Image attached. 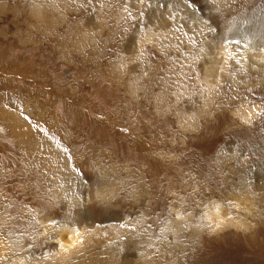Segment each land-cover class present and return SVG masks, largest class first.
Masks as SVG:
<instances>
[{"label": "rangeland", "instance_id": "374dc122", "mask_svg": "<svg viewBox=\"0 0 264 264\" xmlns=\"http://www.w3.org/2000/svg\"><path fill=\"white\" fill-rule=\"evenodd\" d=\"M262 35L264 0H0V264L115 227L94 264H264Z\"/></svg>", "mask_w": 264, "mask_h": 264}, {"label": "bare ground", "instance_id": "6f19581e", "mask_svg": "<svg viewBox=\"0 0 264 264\" xmlns=\"http://www.w3.org/2000/svg\"><path fill=\"white\" fill-rule=\"evenodd\" d=\"M192 14V13H191ZM190 14V15H191ZM195 26H196V24H195ZM99 28V27H98ZM253 32H255V29L254 30H252ZM246 34V33H245ZM243 35H244V33H243ZM175 39H179V31L178 30H176V32L174 33V36H173ZM240 37H242V36H240ZM245 37V36H244ZM243 38V37H242ZM254 40L255 41H262L263 43H264V35H262L261 37H255L254 38ZM254 42V41H253ZM210 44V43H209ZM213 44V43H212ZM255 44H258L257 42H255ZM215 46H217L216 44H215ZM214 46V47H215ZM210 48H211V46H210ZM217 49V48H216ZM264 49V48H263ZM262 49V50H263ZM214 50H215V48H214ZM220 50V49H219ZM227 52V51H226ZM242 53V52H241ZM241 53H239V54H241ZM214 54V53H213ZM212 54V55H213ZM228 54V53H227ZM239 54H237V55H239ZM219 55V54H218ZM263 56H264V54H262V58H260L259 60L260 61H262L264 58H263ZM212 57H214V55L213 56H211V58ZM219 62V63H218ZM223 62H224V60H223ZM210 64V66H208V67H210L209 69H207V67L205 68V73H206V75L208 74V75H211V76H216V71H221V65H222V61H219V59H218V57L216 58V57H214V58H212L210 61H209V63H208V65ZM226 64V63H225ZM222 70H224V69H222ZM226 71H228V70H226ZM223 72H225V71H223ZM36 141H39V140H37L36 139ZM36 141H32V143L34 144V145H30V143H29V146L30 147H35L36 145H37V143H39V142H41V141H39V142H36ZM46 141V140H45ZM49 144V143H48ZM38 146V145H37ZM47 146H49V145H46V147ZM38 147H40V143H39V146ZM48 148V147H47ZM42 149V148H41ZM47 150V149H46ZM54 151V152H53ZM52 152L53 153H51V155L50 156H52L51 157V160H54V162H55V159L56 158H58L59 156H58V151L56 152L55 150H53ZM44 152V151H43ZM48 152V151H47ZM46 152V153H47ZM56 153V154H55ZM50 153H48L47 154V157H48V155H49ZM60 154V153H59ZM43 155H44V153H43ZM61 155V154H60ZM45 158V157H44ZM48 159V158H47ZM52 162V161H51ZM50 162V163H51ZM50 166H52V165H50ZM52 168H53V170H54V172H56V173H59V171H60V169L59 168H57V167H54V166H52ZM52 170V171H53ZM64 170H67V168H66V166H64V168H63V170H62V172H65ZM56 175V174H55ZM103 188V187H102ZM113 189H115V188H113ZM104 190V189H103ZM101 191L102 190H99V198L100 199H102V200H104V201H106L108 198H111V196H113L114 195V193H115V191L114 190H111L110 188H106L105 190H104V193L103 194H101ZM130 226V225H129ZM105 229V228H104ZM113 229V231L109 228V229H107L108 230V236H105V234L103 233L104 232V230L103 229H98V230H96V231H94L93 233H89L88 234V236H85L84 238H83V246L81 245V246H78V247H76L74 250H73V252L71 253V256L75 259V264H94L96 261H97V259H94L95 258V255L94 254H92V253H90L89 255H86L87 254V249H91L92 247L90 246V240L91 239H94L95 240V242H100V245H101V247H102V253H104L105 252V249L106 248H108V252L106 253V255H107V257H104L103 259L104 260H106L107 259V262L109 263L110 261H113V260H115L121 253H120V251L119 250H117V246L115 245V243H114V245L113 244H111L110 242H108L107 241V239L109 238V236L112 234V235H120L121 236V234L120 233H122L119 229H118V227H115V228H112ZM118 229V230H117ZM121 230H122V228H120ZM124 230V232H125V229H123ZM120 231V232H119ZM127 231V230H126ZM130 231V230H129ZM127 233V232H126ZM128 234V233H127ZM137 238V237H136ZM131 239H133V238H131ZM127 240H129V238L127 239ZM112 241H115V240H112ZM131 242V241H130ZM152 242V241H151ZM16 243V242H15ZM15 243H11L9 246H8V251L6 252V253H8L7 254V256H11V255H15L16 253H17V250H18V248H20V247H18ZM138 243V242H137ZM136 243V244H137ZM18 244H21L20 242L18 243ZM135 244V243H134ZM151 244V243H150ZM159 244V243H158ZM117 245H119V244H117ZM133 245V244H132ZM141 245V244H140ZM122 246V245H121ZM155 246H157V244L155 245ZM94 247V246H93ZM120 247V246H119ZM135 247V246H134ZM159 247V246H158ZM121 248H123V246L121 247ZM141 248V247H140ZM160 248H161V246H160ZM7 249V248H6ZM139 249V248H138ZM166 249V248H165ZM150 250H152V249H150ZM150 250L148 249V250H146V249H144V247H143V249L141 248L140 250H139V262L141 263V264H153V260L154 259H152L153 257H151L150 256ZM155 251V250H154ZM157 251V250H156ZM158 251H160L159 249H158ZM158 251H157V253H158ZM163 251V250H162ZM161 251V252H162ZM167 251H169V250H167ZM167 251H166V254H168L167 253ZM122 252V251H121ZM153 252V251H152ZM161 252H159V254H161ZM164 252V251H163ZM5 253V254H6ZM171 254H172V252H171ZM162 255V257L163 258H165V264H174L175 263V261L173 260V258L171 257V255H168L167 257H164L163 256V253L161 254ZM55 258V257H54ZM66 258L67 257H58L57 256V260H56V258L54 259V260H56V261H51V262H42V263H44V264H58V263H61L62 261H63V263H66L67 262V260H66ZM81 258H83V259H81ZM46 260H49V259H46ZM79 260H83V262H81V261H79ZM76 261H79L80 263H78V262H76ZM104 262V261H103ZM33 263V262H32ZM126 264H130L131 262L130 261H126L125 262ZM21 264H25V261L23 260V263H21ZM39 264V263H38ZM62 264V263H61Z\"/></svg>", "mask_w": 264, "mask_h": 264}, {"label": "crops", "instance_id": "0c3cea01", "mask_svg": "<svg viewBox=\"0 0 264 264\" xmlns=\"http://www.w3.org/2000/svg\"><path fill=\"white\" fill-rule=\"evenodd\" d=\"M38 89V88H37ZM5 111L7 112V110H5V109H3V108H0V113L1 112H3V114H6L5 113ZM9 113H11V112H9ZM12 113H15V111L14 112H12ZM32 113V111L29 109V114H31ZM18 119H20L17 115H15ZM5 125H7V126H11V124L9 123V122H3ZM23 126V125H22ZM25 127V126H24ZM28 128V127H27ZM11 133H17V131H14V132H11ZM22 133V132H21ZM35 134H37L38 135V139L40 138L39 137V131L38 132H36ZM19 138V137H18ZM30 138V137H29ZM29 138H22V139H20V141H22L23 143H26V141H27V139H29ZM30 143H32V141L30 140ZM32 145V144H31Z\"/></svg>", "mask_w": 264, "mask_h": 264}]
</instances>
